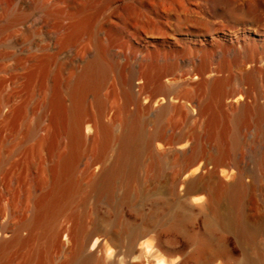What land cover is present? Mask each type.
Here are the masks:
<instances>
[{"label": "bare ground", "instance_id": "bare-ground-1", "mask_svg": "<svg viewBox=\"0 0 264 264\" xmlns=\"http://www.w3.org/2000/svg\"><path fill=\"white\" fill-rule=\"evenodd\" d=\"M124 1L0 54V264H264V0Z\"/></svg>", "mask_w": 264, "mask_h": 264}, {"label": "rangeland", "instance_id": "rangeland-1", "mask_svg": "<svg viewBox=\"0 0 264 264\" xmlns=\"http://www.w3.org/2000/svg\"><path fill=\"white\" fill-rule=\"evenodd\" d=\"M125 4L124 0H0V54L4 52L7 64H13L12 44L17 39L28 40L34 44L36 42L35 45L41 49L53 50L60 19L71 14L76 15L78 10H85L87 30L90 33H97L103 39L113 35L118 47L135 45L137 41L132 21L142 15H136L137 4L134 3L131 9L135 15H124L129 22L127 25L123 24L121 17L125 12ZM71 56L69 52L64 58L71 59ZM114 58L118 64L123 62L122 57L114 55ZM98 211L101 215L104 212L100 209ZM124 211L128 217L135 219L133 209L124 207ZM230 247L231 251L239 256L237 246L233 242ZM192 251L190 247L186 249V252Z\"/></svg>", "mask_w": 264, "mask_h": 264}]
</instances>
